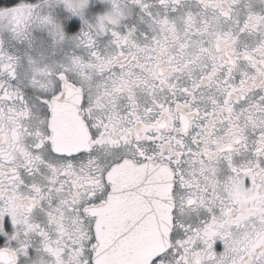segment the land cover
Segmentation results:
<instances>
[{
	"label": "snow or ice",
	"instance_id": "6c2138e0",
	"mask_svg": "<svg viewBox=\"0 0 264 264\" xmlns=\"http://www.w3.org/2000/svg\"><path fill=\"white\" fill-rule=\"evenodd\" d=\"M101 2L0 7V264H264V0Z\"/></svg>",
	"mask_w": 264,
	"mask_h": 264
},
{
	"label": "flooded vegetation",
	"instance_id": "af4514ba",
	"mask_svg": "<svg viewBox=\"0 0 264 264\" xmlns=\"http://www.w3.org/2000/svg\"><path fill=\"white\" fill-rule=\"evenodd\" d=\"M3 3H5V1H9V0H1ZM12 1V3H15V0H10ZM11 3V4H12ZM3 7H6V6H3ZM108 7L107 4H104L101 2V0H90V4H89V8H88V11H87V15L91 18L95 15H99L101 14L104 10H106ZM77 18H74L71 23H70V26H69V29L68 31L71 32L72 30H76L78 31L79 30V27H80V21L79 19L76 20ZM219 247V246H218Z\"/></svg>",
	"mask_w": 264,
	"mask_h": 264
},
{
	"label": "rangeland",
	"instance_id": "374dc122",
	"mask_svg": "<svg viewBox=\"0 0 264 264\" xmlns=\"http://www.w3.org/2000/svg\"><path fill=\"white\" fill-rule=\"evenodd\" d=\"M19 2H20V0H15V3H12V4L10 3V5L9 4H7V5L5 4V6L6 7H11V6H14V5L18 4ZM76 20H78V18Z\"/></svg>",
	"mask_w": 264,
	"mask_h": 264
},
{
	"label": "trees",
	"instance_id": "16d2710c",
	"mask_svg": "<svg viewBox=\"0 0 264 264\" xmlns=\"http://www.w3.org/2000/svg\"><path fill=\"white\" fill-rule=\"evenodd\" d=\"M6 3H3L1 0H0V7H3V6H5V4L7 5V4H9L10 5V3H12V1H5Z\"/></svg>",
	"mask_w": 264,
	"mask_h": 264
}]
</instances>
